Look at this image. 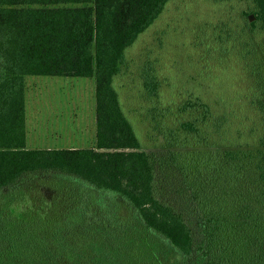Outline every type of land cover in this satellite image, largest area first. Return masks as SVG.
<instances>
[{
	"label": "trees",
	"instance_id": "1",
	"mask_svg": "<svg viewBox=\"0 0 264 264\" xmlns=\"http://www.w3.org/2000/svg\"><path fill=\"white\" fill-rule=\"evenodd\" d=\"M167 1L0 0V264H264V0H244L243 23L225 17L215 36L218 59L232 49L256 83L248 102L256 140L209 141L223 133L226 115L186 98L175 108L189 115L180 131L169 129L165 145L147 151L113 79L124 72L126 48ZM140 69L145 96L155 97L151 64ZM30 75L93 78V145L28 147ZM35 173L73 186L69 202H53L62 196L54 186L42 196L40 180L31 186L47 200L38 211L2 204Z\"/></svg>",
	"mask_w": 264,
	"mask_h": 264
},
{
	"label": "rangeland",
	"instance_id": "2",
	"mask_svg": "<svg viewBox=\"0 0 264 264\" xmlns=\"http://www.w3.org/2000/svg\"><path fill=\"white\" fill-rule=\"evenodd\" d=\"M248 8L244 0H168L159 16L126 48V67L124 72L114 77L113 86L142 149L157 151L165 145L164 134L169 129L180 131L177 128L179 122L189 115L175 108L177 103L186 98H199L208 103L215 114L226 115L223 133L208 134L209 141H216L217 145L235 146L256 140L259 123L255 111L248 104L256 83L250 79L244 63L232 49L227 52L229 56L225 61L218 59L220 44L215 37L216 26L223 18H234L236 21L239 16L242 18L243 10ZM144 61L151 64L160 83L158 94L152 98L145 96L139 76ZM28 77V146L58 148L93 145V78ZM35 80L37 83L32 84ZM46 80L53 88L56 86L51 98V93L49 95L47 92L50 89L42 87V82ZM46 98L57 107L53 114L55 117L49 121L42 119L41 112V104L47 102ZM166 106L170 110L163 114L162 109ZM178 135L181 137L183 134ZM42 177L48 179L51 175L35 173L25 176L18 183L24 186L9 191L2 199V204L11 203L12 208L21 214L22 210L28 211L26 209L38 211L47 200L31 194V186L32 181L37 184L36 181L42 180L37 186L39 193L49 197L53 193L50 187H57L62 196L53 202L66 205L74 187L67 186L59 179L52 182Z\"/></svg>",
	"mask_w": 264,
	"mask_h": 264
},
{
	"label": "crops",
	"instance_id": "3",
	"mask_svg": "<svg viewBox=\"0 0 264 264\" xmlns=\"http://www.w3.org/2000/svg\"><path fill=\"white\" fill-rule=\"evenodd\" d=\"M27 80H29V77L26 78V96L28 94V84H27ZM54 82H56V79H54ZM37 81H33L32 84H36ZM44 85L42 87H44L46 90L50 89L52 90V92L47 91L50 95V98L53 96V94L55 93L54 92V89H56V86L53 88L51 85H50V82L46 80L42 82ZM48 83V84H47ZM30 84V83H29ZM35 88V86H33ZM33 89V88H32ZM49 98V97H48ZM46 98L45 101L47 102H44L42 107H41V112H43V115H42V119L43 120H46V121H49V120H52L55 116L53 114H55L54 112H56L57 110V107L56 106H53L51 103H49L50 99ZM28 110H27V105H26V101H25V124H26V141L28 139V135H27V124H28ZM94 122H95V115H94ZM44 128H47V127H44ZM28 145V143H27ZM30 147V146H28ZM71 148H73V146H70ZM69 147V148H70ZM45 148H56V147H45Z\"/></svg>",
	"mask_w": 264,
	"mask_h": 264
},
{
	"label": "water",
	"instance_id": "4",
	"mask_svg": "<svg viewBox=\"0 0 264 264\" xmlns=\"http://www.w3.org/2000/svg\"><path fill=\"white\" fill-rule=\"evenodd\" d=\"M248 19L251 21L254 19V14L253 13H249L248 14Z\"/></svg>",
	"mask_w": 264,
	"mask_h": 264
}]
</instances>
